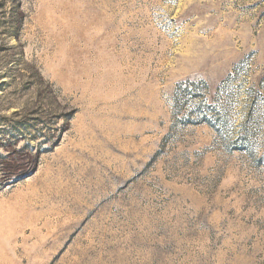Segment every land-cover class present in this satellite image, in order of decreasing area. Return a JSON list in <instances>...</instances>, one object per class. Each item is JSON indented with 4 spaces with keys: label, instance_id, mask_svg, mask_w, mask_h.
I'll return each mask as SVG.
<instances>
[{
    "label": "rangeland",
    "instance_id": "1",
    "mask_svg": "<svg viewBox=\"0 0 264 264\" xmlns=\"http://www.w3.org/2000/svg\"><path fill=\"white\" fill-rule=\"evenodd\" d=\"M14 8L0 0V45ZM21 9L0 68V264H264V0ZM193 93L229 126L181 124Z\"/></svg>",
    "mask_w": 264,
    "mask_h": 264
},
{
    "label": "trees",
    "instance_id": "2",
    "mask_svg": "<svg viewBox=\"0 0 264 264\" xmlns=\"http://www.w3.org/2000/svg\"><path fill=\"white\" fill-rule=\"evenodd\" d=\"M15 1V8L12 11L10 22H8V28L6 29L4 39L6 40L2 45H0V68L6 65L11 64V67L15 65L16 62L19 61V56L8 55L7 50H9L10 46L8 45V40L10 36H15L18 38L20 30L23 26L24 22V12L21 9L22 0H14ZM3 2V0H1ZM8 67V69H11ZM14 71V69H12ZM204 82H200L203 84ZM185 86H195L194 82H187V83H179L173 90V94L175 97V103H179L180 97L183 96L187 90ZM204 85H206L204 83ZM205 94H191L189 102H194L192 105L191 113L183 116L178 121L181 124H197V123H205L212 128H216L215 126L217 123H220L224 128L229 126V115L224 111L220 110L217 112L215 107L211 104H207L205 101ZM241 137V136H240Z\"/></svg>",
    "mask_w": 264,
    "mask_h": 264
}]
</instances>
